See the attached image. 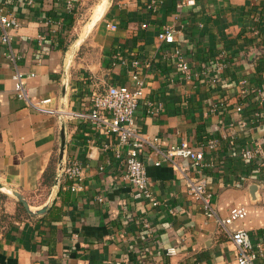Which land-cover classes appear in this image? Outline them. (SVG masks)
<instances>
[{"label": "crops", "instance_id": "1", "mask_svg": "<svg viewBox=\"0 0 264 264\" xmlns=\"http://www.w3.org/2000/svg\"><path fill=\"white\" fill-rule=\"evenodd\" d=\"M72 1L74 9L68 11L66 0H0V15L19 19V27L10 30V45L0 42V182L21 192L32 208L53 192V184L40 183L43 176L57 173L64 81L63 159L83 166L80 187L70 190L62 176L61 191L43 215L19 210L17 200L4 193L3 206L14 218L0 233V264H237L230 233L244 228L264 238V188L251 197L253 180L246 164L231 155L229 143L206 153V161L213 162L206 169L207 186L220 218L240 206L247 216L222 228L206 218L177 171L149 145L141 155L157 204L134 198L121 162L112 149L102 147L109 142L112 147L113 137L76 113L87 112L94 90L115 83L134 88L132 74L137 73L143 95L136 125L147 139L157 138L154 145L161 152L180 141L203 145L227 122L237 121L234 105L241 104L243 115L251 117L258 108L253 90L263 79L264 54L257 53L264 46V0H197L181 7L180 0H153L154 9L148 8L150 0H112L75 50L105 0ZM164 25L180 30L176 44L198 71L196 78L179 72L172 46L159 40ZM2 33L0 24V38ZM16 69L25 76L28 101L14 93ZM46 98L50 101L41 104ZM216 100L226 103L218 113L210 111ZM263 134L249 121L246 129L237 130L236 143ZM43 197L31 204L30 198Z\"/></svg>", "mask_w": 264, "mask_h": 264}, {"label": "built area", "instance_id": "2", "mask_svg": "<svg viewBox=\"0 0 264 264\" xmlns=\"http://www.w3.org/2000/svg\"><path fill=\"white\" fill-rule=\"evenodd\" d=\"M197 0H180L177 3L181 6H194ZM31 4L34 0H25ZM66 10L72 11L74 3L72 0H66ZM148 8L154 9L153 0L149 2ZM0 24L3 33L0 42L10 45V30L19 27L18 16L13 14L0 15ZM145 26V23L143 24ZM179 29L171 25H164L158 31V38L161 42L172 46L171 54L175 56L176 66L179 72L185 78H196L198 71L194 70L189 61L182 54L181 48L176 44V36ZM42 37V36H40ZM259 54H264V46L259 49ZM139 61H134L137 66ZM262 81L257 84L253 90L254 99L258 103V108L252 111L251 117L243 115L244 107L241 104L234 105L233 109L239 114L237 121L227 122L226 129H221L219 134H212L206 143L199 147L190 145L187 141H180L170 146L166 151L161 152L154 142L157 138L147 139L141 133L136 125V111L142 97L143 81L137 73L132 74L135 83L134 88H129L126 84H110L103 89H97L91 92L90 104L86 113H76L78 116H86L91 125L103 134L113 137L112 147L105 143L103 149H112L113 155L123 166V177L129 182L132 188V195L136 199H147L153 205L157 204L152 194V180L147 174L146 163L141 155V150L145 145L152 146L156 153L160 152L162 159L169 162L177 171L183 180L184 187L189 196L197 199L206 218L214 219L222 228H226L236 220L244 219L247 216V209L243 206L233 207L224 218H220L213 207V192L207 186L206 169L213 166V162L206 161V153L216 151L223 143H229L233 147L231 155L242 160L246 164L248 177L257 185L258 190L264 188V134L255 141L238 145L237 130L246 129L249 121L253 127H262L264 133V69L261 70ZM200 74V73H199ZM14 81V93L20 98L28 101V91L25 85V76L16 69L12 75ZM50 98L41 101V104L47 103ZM34 107L46 112H55L52 108L32 104ZM226 107V103L216 100L210 105V111L218 113L221 108ZM260 108H263L260 110ZM223 151L224 148H223ZM230 152H226L225 156ZM186 160L187 166L182 165L179 160ZM159 165L158 160L154 161ZM83 166L78 161L66 162L63 159L62 176L70 184L68 188L72 191L77 190L81 183ZM242 182L237 178V183ZM98 201H103L102 196L97 197ZM230 238L237 251V264H264V238H254L251 232L244 228H239L230 233ZM173 253L172 248L167 250Z\"/></svg>", "mask_w": 264, "mask_h": 264}, {"label": "water", "instance_id": "3", "mask_svg": "<svg viewBox=\"0 0 264 264\" xmlns=\"http://www.w3.org/2000/svg\"><path fill=\"white\" fill-rule=\"evenodd\" d=\"M112 0H106L101 11L99 12L97 17H94L93 19L89 20V22L86 24L85 28H84V34L83 36L78 39L75 43V45L73 46V50H75L77 48V46H79V44L85 39V37L87 36V34L89 33V31L93 28V26L96 24V22L98 21V19L103 15L106 7L108 6V4L111 2ZM96 15V14H95ZM67 70H65L64 74L66 75ZM66 87H67V82L64 81V83L62 84L61 87V104H60V108H59V120H60V141H59V147H58V155H57V173L55 175L54 178V182H53V192L49 195V197L47 198V200L38 208H32L26 197L19 191L15 190L14 188L7 186L3 183L0 182V191L11 195L13 197H15L17 199L18 202H20L22 204V206L24 207L25 211L30 214V215H43L47 212V210L49 209V207L51 206L54 197L56 196V191L59 187V183L61 182L62 179V167H63V155H64V150H65V145H66V123L64 121V116H65V102H66ZM257 185L256 184H252L249 187V191L251 194V197L253 199L256 198V192H257Z\"/></svg>", "mask_w": 264, "mask_h": 264}, {"label": "trees", "instance_id": "4", "mask_svg": "<svg viewBox=\"0 0 264 264\" xmlns=\"http://www.w3.org/2000/svg\"><path fill=\"white\" fill-rule=\"evenodd\" d=\"M54 177H55L54 173L51 174L49 177L43 176L41 183H40V186H42V185L52 186L53 181H54ZM61 185H62V182L59 184L58 193L61 191V188H62ZM4 195L5 194L3 192H0V198H1L0 199V233L5 232L8 229V227L12 223V219L14 218V214H10V213L5 211L3 204L6 200L4 202L2 200V198L5 197ZM18 203H19L20 207L23 209V211L25 212V209L22 206V204L20 202H18Z\"/></svg>", "mask_w": 264, "mask_h": 264}, {"label": "rangeland", "instance_id": "5", "mask_svg": "<svg viewBox=\"0 0 264 264\" xmlns=\"http://www.w3.org/2000/svg\"><path fill=\"white\" fill-rule=\"evenodd\" d=\"M106 1V0H105ZM95 14H96V11L93 13V16H92V18L91 19H93L94 17H95ZM90 19V20H91ZM89 22V21H88ZM1 192V191H0ZM5 197H3L2 198V200H3V202L6 200V196L7 195H4ZM11 198H15V197H11ZM46 198V197H45ZM44 197L41 199V200H36V199H32V198H30V201H31V204H37L38 203V201H42L43 199H45ZM1 199V198H0ZM15 200H17L16 198H15ZM17 208H19V210H23L21 207H20V205H19V203L17 202Z\"/></svg>", "mask_w": 264, "mask_h": 264}, {"label": "bare ground", "instance_id": "6", "mask_svg": "<svg viewBox=\"0 0 264 264\" xmlns=\"http://www.w3.org/2000/svg\"><path fill=\"white\" fill-rule=\"evenodd\" d=\"M104 3V2H103ZM102 7V6H101ZM98 16V14L95 16V17H97Z\"/></svg>", "mask_w": 264, "mask_h": 264}]
</instances>
